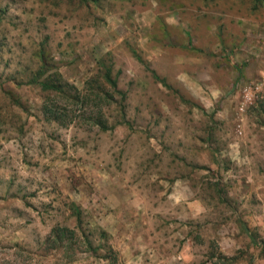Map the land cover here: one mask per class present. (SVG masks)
<instances>
[{
    "label": "rangeland",
    "instance_id": "374dc122",
    "mask_svg": "<svg viewBox=\"0 0 264 264\" xmlns=\"http://www.w3.org/2000/svg\"><path fill=\"white\" fill-rule=\"evenodd\" d=\"M252 1L0 0V264H59L36 254L53 226L75 227L69 203L117 264H264V7ZM106 68L108 101L84 85ZM54 74L88 102L42 91ZM46 104L69 123L47 120Z\"/></svg>",
    "mask_w": 264,
    "mask_h": 264
},
{
    "label": "trees",
    "instance_id": "16d2710c",
    "mask_svg": "<svg viewBox=\"0 0 264 264\" xmlns=\"http://www.w3.org/2000/svg\"><path fill=\"white\" fill-rule=\"evenodd\" d=\"M255 8L264 7V0H253L252 1ZM41 71L38 76H42ZM93 84L96 90L92 91ZM107 84L111 88V92L118 93L116 90V83L114 79L111 78L110 68L103 70V73L99 75L95 74L92 78L87 80L84 85L89 89L93 97L98 100L108 101L112 98V94L108 93L103 86ZM39 86L42 91H50L52 94L60 95L61 99L67 100L71 104L81 102V104L88 102V96L81 94L71 85H68L62 81L58 74L52 75L51 78H44L39 82ZM72 93H71V92ZM58 107V105H56ZM54 104L49 107L47 104L42 107L43 115L47 120L58 122L62 126H66L69 121L64 120V114H62V109L57 108ZM53 107V108H52ZM92 123L96 125L101 130H106V124L101 117L99 111L96 112ZM90 120V119H89ZM68 210L70 215L74 217L76 225L74 228H68L65 226H53L46 237L41 243V250L36 257L40 260L46 259L51 253H56L58 255L59 264H68L73 259L74 255L78 253H95L97 250L103 249L107 255L104 258L109 259L110 264H117V255L113 249L105 243L102 245H97L92 247L87 234L85 235L83 231V218L85 212L74 203H69ZM98 237L100 240L106 241V234L103 231L98 232Z\"/></svg>",
    "mask_w": 264,
    "mask_h": 264
}]
</instances>
